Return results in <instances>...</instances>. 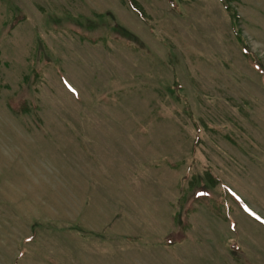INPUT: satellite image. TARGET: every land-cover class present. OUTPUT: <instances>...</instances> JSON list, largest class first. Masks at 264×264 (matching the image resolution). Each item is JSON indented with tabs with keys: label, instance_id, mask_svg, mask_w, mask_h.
Returning <instances> with one entry per match:
<instances>
[{
	"label": "rangeland",
	"instance_id": "rangeland-1",
	"mask_svg": "<svg viewBox=\"0 0 264 264\" xmlns=\"http://www.w3.org/2000/svg\"><path fill=\"white\" fill-rule=\"evenodd\" d=\"M242 46L264 0H0V264H264Z\"/></svg>",
	"mask_w": 264,
	"mask_h": 264
},
{
	"label": "trees",
	"instance_id": "trees-1",
	"mask_svg": "<svg viewBox=\"0 0 264 264\" xmlns=\"http://www.w3.org/2000/svg\"><path fill=\"white\" fill-rule=\"evenodd\" d=\"M221 1H222V3L224 4V1H225V0H221ZM224 6H225L226 11L229 13V15H231L232 17L235 18V15H234L233 11L230 9V7L226 6V4H225ZM233 27H234V26H233ZM237 35H238V34H237ZM238 37L240 38L239 35H238ZM242 53H243V55H244L245 57L248 58V60H250V61L252 62V64L255 63L253 66H255V68H256V69L261 73V75L264 77V70H263V68H261V66L258 64V61L254 58V56L251 55V54L249 53V51H248L245 47H243V46H242ZM248 213H251V212L248 211Z\"/></svg>",
	"mask_w": 264,
	"mask_h": 264
},
{
	"label": "clouds",
	"instance_id": "clouds-1",
	"mask_svg": "<svg viewBox=\"0 0 264 264\" xmlns=\"http://www.w3.org/2000/svg\"><path fill=\"white\" fill-rule=\"evenodd\" d=\"M0 155H3L4 157H6V158H8V159H12V157L9 155V153L8 152H2V153H0Z\"/></svg>",
	"mask_w": 264,
	"mask_h": 264
}]
</instances>
